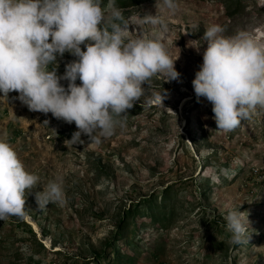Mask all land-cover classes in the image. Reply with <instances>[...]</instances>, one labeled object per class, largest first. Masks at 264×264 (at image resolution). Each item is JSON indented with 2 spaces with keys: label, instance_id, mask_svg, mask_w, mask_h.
Here are the masks:
<instances>
[{
  "label": "rangeland",
  "instance_id": "374dc122",
  "mask_svg": "<svg viewBox=\"0 0 264 264\" xmlns=\"http://www.w3.org/2000/svg\"><path fill=\"white\" fill-rule=\"evenodd\" d=\"M176 3L172 13L159 0L115 3L132 23L126 38L139 34L161 42L171 59L177 57L179 77L165 82L157 74L148 86L142 84L144 95L116 118L113 134L100 144L82 134L84 143L71 146L74 123L29 111L15 91L0 98V140L16 152L25 171L39 177L33 191L59 178L65 194L64 204L37 209L29 193L22 218L0 220V264H94L96 255L107 249L111 254L125 211L155 193L162 201L166 190L170 224L144 228L126 264H264V113H250L231 131L216 129L210 103L203 97L197 102L191 87L206 47L199 40L204 29L218 24L222 35L245 31L264 42V0H245L233 15L218 0ZM100 6L107 16V1ZM146 13L161 17L167 30L137 26V17ZM72 59L68 53L57 58L58 75ZM162 89L161 106L151 97ZM236 207L249 227L247 242L233 245L224 217Z\"/></svg>",
  "mask_w": 264,
  "mask_h": 264
},
{
  "label": "clouds",
  "instance_id": "9594fccd",
  "mask_svg": "<svg viewBox=\"0 0 264 264\" xmlns=\"http://www.w3.org/2000/svg\"><path fill=\"white\" fill-rule=\"evenodd\" d=\"M159 3L170 13L177 8L176 0ZM100 4L101 0H0V98L7 100L15 91V99L29 111L74 123L76 131L67 139L71 146L84 143L82 134L97 145L111 136L116 118L122 119L139 101L146 89L142 84L148 86L154 75H162L165 82L179 77L174 68L177 57L171 59L161 42L139 34L126 38L132 23L115 0H107V16ZM135 24L167 30L166 22L154 14L137 17ZM223 32L218 24L204 29L199 40L206 47L191 87L197 102L203 97L210 103L216 129L227 132L250 113H264V42L245 31L231 36ZM200 44L194 47L198 52ZM64 53L73 59L58 75L57 58ZM163 91L151 97L161 106ZM38 182L39 177L25 171L16 152L0 140V220L22 218L29 193L37 209L65 203L59 178L33 191ZM238 207L224 217L233 245L248 237L249 222Z\"/></svg>",
  "mask_w": 264,
  "mask_h": 264
},
{
  "label": "trees",
  "instance_id": "16d2710c",
  "mask_svg": "<svg viewBox=\"0 0 264 264\" xmlns=\"http://www.w3.org/2000/svg\"><path fill=\"white\" fill-rule=\"evenodd\" d=\"M107 1V0H102ZM222 3L227 12H232L233 14L239 13L244 9L245 0H218ZM115 3H124V0H115ZM131 109H127L126 112H131ZM118 118V117H117ZM177 190H174L176 193ZM170 195V191L166 190L161 193L162 201L157 202L155 193L147 199L146 201L141 202L135 207H132L125 211L124 215L120 219V224L117 225V230L114 232L115 242L111 247V254L107 251H104L101 255H96L94 264H102V261L106 258V263L113 264L112 261H115V264H126L128 260H131L133 256L128 253V250H133L134 252L139 248V243L137 241H142L138 237L139 233L144 229L148 228L149 225L154 227L156 230L165 229L170 224L171 210L166 203V199ZM132 222V227L130 231L128 230L129 222ZM133 237L135 239H133ZM121 240L124 241L122 245L123 248L119 249L118 242ZM112 258L111 262L109 258ZM102 260V261H101Z\"/></svg>",
  "mask_w": 264,
  "mask_h": 264
}]
</instances>
